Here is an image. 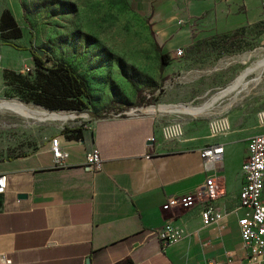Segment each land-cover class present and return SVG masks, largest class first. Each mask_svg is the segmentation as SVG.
Returning <instances> with one entry per match:
<instances>
[{"label": "crops", "instance_id": "0c3cea01", "mask_svg": "<svg viewBox=\"0 0 264 264\" xmlns=\"http://www.w3.org/2000/svg\"><path fill=\"white\" fill-rule=\"evenodd\" d=\"M148 2L156 41L170 62L175 49L194 38L264 19L260 0ZM263 69L264 61L254 71L257 80ZM247 74L207 106L238 90ZM144 105L114 107L119 111L99 117L94 113L103 109L84 110L88 122L75 126L81 138L59 134L68 153L62 166L54 165L49 141L25 156L0 160L6 179L0 190V264H6L2 256L9 264H264V254L244 247L237 223L242 211L235 210L251 136L227 135L219 169L212 171L200 156L202 142L164 139L158 119L165 111ZM92 149L102 157L99 171L85 163ZM208 176L218 180L215 203L229 212L220 223L203 226L193 201L200 206L196 191ZM168 221L184 226L186 234L164 246L153 232Z\"/></svg>", "mask_w": 264, "mask_h": 264}, {"label": "rangeland", "instance_id": "374dc122", "mask_svg": "<svg viewBox=\"0 0 264 264\" xmlns=\"http://www.w3.org/2000/svg\"><path fill=\"white\" fill-rule=\"evenodd\" d=\"M148 1L0 0V12L8 9L21 28L16 44L45 49L85 79L94 110L114 101L115 107L130 111L142 105L140 95H150L153 100L143 107H153L151 112L165 111L158 119L160 126L181 122V139L191 144L198 141L206 146L221 143L230 133L252 136L263 132L256 113L264 107V69L259 80L254 71L264 61V19L258 26L254 23L236 33L234 48L214 44L211 38L215 34L194 38L182 47L180 57H173L165 66L162 75ZM196 40L201 41L190 48ZM243 72L249 74L238 90L207 106ZM34 77L30 50L5 45L0 37V102L16 101L30 107L0 105V160L30 154L48 141L58 142L65 126H82L89 120L87 111L49 110L34 103L25 86V80ZM119 110L109 109L106 115ZM215 117L227 119V131L212 134L209 122ZM217 163H209L210 170H218ZM236 181L240 182V176ZM193 204L198 213L200 206Z\"/></svg>", "mask_w": 264, "mask_h": 264}, {"label": "built area", "instance_id": "2783aa9c", "mask_svg": "<svg viewBox=\"0 0 264 264\" xmlns=\"http://www.w3.org/2000/svg\"><path fill=\"white\" fill-rule=\"evenodd\" d=\"M261 8L264 10V0H260ZM183 48L178 47L173 52V57H180ZM149 96V95H148ZM257 123L264 128V107L256 113ZM213 135L228 130L229 124L225 117H215L209 122ZM164 139H180L182 132L181 122H169L160 126ZM149 141L154 142L155 137ZM50 152L55 166L66 163L68 153L62 146L52 140L50 141ZM224 146L222 143H210L201 151L200 156L205 163L216 164L222 160ZM85 163L90 165L93 171L102 168V157L97 149L85 153ZM218 164V163H217ZM242 184L238 193V203L235 210H241L238 218V227L244 247L250 254H264V131L252 135L248 139L246 156L241 163ZM6 185L5 175L0 174V190ZM220 194L218 180L215 176L205 178L203 184L196 191V198L200 201V220L203 226L220 223L229 211L221 209L215 203ZM158 240L165 246L174 243L185 236V227L173 221H168L153 232ZM5 263L10 260L3 257Z\"/></svg>", "mask_w": 264, "mask_h": 264}, {"label": "trees", "instance_id": "16d2710c", "mask_svg": "<svg viewBox=\"0 0 264 264\" xmlns=\"http://www.w3.org/2000/svg\"><path fill=\"white\" fill-rule=\"evenodd\" d=\"M259 23L253 26H258ZM246 26L239 27L233 31L215 34L211 39L213 43L220 46L235 47L237 42L238 32H242ZM232 34V35H230ZM22 36V30L17 24L15 18L8 9H3L0 12V37L5 45H10L15 49H29L35 64L34 80H25V86L30 91V99L39 105L49 110H74L82 112L91 107L92 96L85 79L80 76L68 63L61 60H55L47 52V61L35 53L32 46L27 47L23 44H16L14 39ZM34 35L30 36V43H32ZM201 40H196L191 46H196ZM233 47V48H234ZM159 54V69L170 63V57L167 52H162L159 45H156ZM140 95L138 102L142 104H149L152 99ZM116 106L114 101L103 108L102 111L94 113L95 117L105 115L109 109ZM118 107V106H117ZM120 107V106H119ZM123 109L122 107H120ZM62 133L68 138L79 139L81 135V127H67L65 126ZM25 156V155H22Z\"/></svg>", "mask_w": 264, "mask_h": 264}, {"label": "bare ground", "instance_id": "6f19581e", "mask_svg": "<svg viewBox=\"0 0 264 264\" xmlns=\"http://www.w3.org/2000/svg\"><path fill=\"white\" fill-rule=\"evenodd\" d=\"M0 105L6 106V107L11 108V109L23 107L25 110H28L30 108V107L28 108L27 106H23L22 103H19L16 101L10 102L8 100L1 101Z\"/></svg>", "mask_w": 264, "mask_h": 264}, {"label": "water", "instance_id": "95a60500", "mask_svg": "<svg viewBox=\"0 0 264 264\" xmlns=\"http://www.w3.org/2000/svg\"><path fill=\"white\" fill-rule=\"evenodd\" d=\"M35 53H37L39 56L43 57L47 61V52L43 48H35ZM88 168L90 169V165H88ZM25 194H19V197H24Z\"/></svg>", "mask_w": 264, "mask_h": 264}]
</instances>
